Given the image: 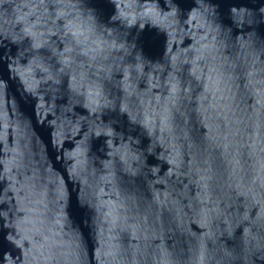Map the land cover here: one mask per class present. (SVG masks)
<instances>
[{
  "label": "water",
  "instance_id": "1",
  "mask_svg": "<svg viewBox=\"0 0 264 264\" xmlns=\"http://www.w3.org/2000/svg\"><path fill=\"white\" fill-rule=\"evenodd\" d=\"M0 264H264V0H0Z\"/></svg>",
  "mask_w": 264,
  "mask_h": 264
}]
</instances>
